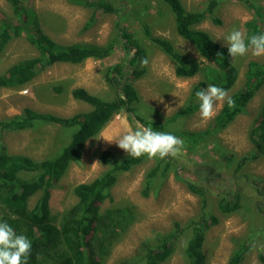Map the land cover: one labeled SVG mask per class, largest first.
I'll return each instance as SVG.
<instances>
[{
	"label": "rangeland",
	"instance_id": "rangeland-1",
	"mask_svg": "<svg viewBox=\"0 0 264 264\" xmlns=\"http://www.w3.org/2000/svg\"><path fill=\"white\" fill-rule=\"evenodd\" d=\"M117 9L129 8L136 14L142 7L147 11L141 15V23L132 19L122 22V26L139 40L146 49V66L138 64L137 69L144 73L132 84L137 91L138 102L135 108L143 119L164 123L186 103L193 101L198 105L189 115L177 117L167 130L198 132L206 129L222 106L218 105L216 115L204 121L199 114V101L191 100L192 89L204 81L200 73L192 78H178L174 75V63L159 48L155 47L144 34L142 22L148 25L152 36L170 41L176 50L203 60L193 46L177 35L173 15L169 7L160 0H109ZM246 1V0H245ZM181 0L188 12L210 10V14L198 26L208 32L222 45H227L225 37L235 28L247 34L245 24L257 19L249 4L264 7V0ZM32 9L37 17L38 28L59 44L93 43L112 44L111 53L103 59L89 58L79 64L56 63L41 70L31 81L20 87H0V120L20 114L24 109L39 113H48L59 117H71L77 113L91 110V106L73 99L71 91L84 88L90 94L105 100H111L116 92L105 79L108 69L114 65L125 66L128 56L121 49L115 23L117 16L103 12L97 7L70 3L68 0H21ZM125 7V8H124ZM140 16V17H141ZM0 17L12 18V10L6 0H0ZM213 19L220 21L214 23ZM259 30L264 33V16L258 20ZM38 56L37 50L30 45L24 34L13 38L0 53V76L13 64ZM250 61L264 63V56L251 53L237 57L234 64L238 69L235 84L228 90L229 96L242 88L247 65ZM264 106V86L248 103L244 113L238 115L225 129L201 140L189 151L184 147L177 157L150 159L144 156L141 163L127 172L115 175L110 198L105 200L100 211L114 210L132 206L134 221L108 247L104 264H115L130 259L141 264V246L155 243L161 235L170 234L179 226L178 238L174 241V252L162 264H186L185 247L191 236L190 223L201 216L215 217L217 223L204 233L203 253L206 264H227L231 255L244 242L246 252L239 264H263L258 259L264 253V217L258 212L256 204L264 209V197L257 193L246 180L247 176L264 178V156L249 161L239 170L236 163L239 158L255 150L253 142L254 121ZM144 128L134 116L125 112L114 115L102 131L88 140L82 156L72 163L66 173L51 190L49 202L53 215L63 213L73 206L77 199L73 189L81 183L93 179L109 169L99 161V154L111 151L116 159L128 157L117 144L109 140ZM71 128L40 123L33 128L21 131L0 133L2 143L10 154H22L40 160L60 151L68 143ZM182 139V138H181ZM234 156L233 163L227 164L224 156ZM160 163V168L167 164L166 170L159 172L151 182L147 195L143 194L146 173ZM209 169L214 175L208 174ZM198 173L200 178L197 177ZM204 187V195L192 193L186 182ZM239 195L240 208L233 211H221L218 202L222 197ZM38 195L32 196L28 207L32 208ZM3 213L0 211V219Z\"/></svg>",
	"mask_w": 264,
	"mask_h": 264
},
{
	"label": "trees",
	"instance_id": "trees-1",
	"mask_svg": "<svg viewBox=\"0 0 264 264\" xmlns=\"http://www.w3.org/2000/svg\"><path fill=\"white\" fill-rule=\"evenodd\" d=\"M12 10V18L0 17V53L4 46L13 38L22 34L38 52V56L11 65L0 76V87H20L31 81L37 74L56 63L79 64L89 58L103 59L112 51V44L98 45L93 43L59 44L48 37L38 28L35 12L26 7L21 0H6ZM70 3L97 7L103 12L117 16L116 29L120 47L127 54L125 66L114 65L105 74L107 83L114 88L116 95L111 100H105L90 94L84 88H75L71 91L73 99L82 101L91 106V110L77 113L71 117H59L48 113H39L24 109L20 114L0 120V133L5 131H21L33 128L36 124L47 123L61 128H71L68 143L60 151L40 160H35L22 154H10L0 137V211L3 213L0 221H7L17 233L25 234L32 242L31 255L28 264H104V256L108 254V247L113 239L125 232L133 223V207L116 208L114 210L100 211L102 203L111 199L110 190L114 185L115 175L127 172L141 163L140 158L125 157L116 159L111 151L99 154V161L109 166V169L88 183H81L74 187L73 194L76 203L63 213L53 215L49 202L51 190L66 173L72 163L80 160L86 142L97 136L109 120L120 112H125L140 122L144 127H151L153 131L172 133L184 141V147L192 151L199 142L211 134L225 129L235 118L244 113L248 103L264 86V63L250 61L244 76L242 88L233 93L231 98L235 101V108L223 104L210 125L198 132L167 130L166 127L177 117L189 115L198 105L193 101L186 103L164 123L148 121L137 113L135 108L138 102L137 91L132 84L133 79L139 78L144 69H137L136 65L146 58V49L139 40L122 22L130 20H143L141 15L147 11V6L134 13L129 8L117 9L109 0H68ZM135 1V0H133ZM169 7L173 15L175 31L195 49L197 55L203 60L179 52L167 39L152 36L148 25L142 22L145 37L174 63V75L178 78H192L202 73L205 80L194 85L191 100L196 91L206 88L209 84L223 87L227 91L232 88L238 77V69L234 64L235 58L227 54V45L215 41L211 35L198 29L197 26L207 18L210 10L188 12L181 0H160ZM245 1V0H243ZM249 3L248 0L245 1ZM137 4H141L138 0ZM255 12L256 18L248 21L245 26L247 35L262 33L258 27V20L264 16V7L249 4ZM141 16V17H140ZM214 23L220 21L213 19ZM142 65V64H141ZM253 142L255 150L239 158L236 170H239L249 161L264 156V106L254 121ZM227 164H232L234 156H224ZM160 163L152 167L145 175L144 191L146 196L151 182L159 172L163 173ZM209 175H214L209 169ZM198 173L197 177L200 178ZM246 180L254 190L264 197V178L247 176ZM189 190L200 196L204 195V187L185 181ZM38 195L32 208L28 207L29 199ZM239 195L222 197L218 202L221 211H233L240 208ZM258 212L264 217V209L256 204ZM217 223L215 217L201 216L199 220L192 221L191 236L185 247L186 264H206L203 253L204 233L211 225ZM181 232L176 224L175 230L170 234L161 235L155 243H144L141 246V264H162L174 252V241ZM246 244L240 242L238 249L231 255L227 264H239L245 252ZM258 259L264 264V253ZM115 264H137L130 259L118 261Z\"/></svg>",
	"mask_w": 264,
	"mask_h": 264
},
{
	"label": "clouds",
	"instance_id": "clouds-1",
	"mask_svg": "<svg viewBox=\"0 0 264 264\" xmlns=\"http://www.w3.org/2000/svg\"><path fill=\"white\" fill-rule=\"evenodd\" d=\"M227 54L232 58L243 57L249 53L254 56H264V33L247 35L240 29H233L225 38ZM146 66L148 60H141ZM199 101V114L204 121L211 120L216 115L217 106L227 104L235 108V101L223 87L209 84L195 93ZM115 142L129 157L140 158L147 156L150 159L177 157L184 149V141L169 132L153 131L151 127H144L126 133ZM32 242L7 222L0 221V264H28L31 255Z\"/></svg>",
	"mask_w": 264,
	"mask_h": 264
}]
</instances>
